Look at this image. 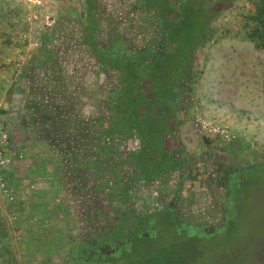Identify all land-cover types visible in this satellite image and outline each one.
I'll list each match as a JSON object with an SVG mask.
<instances>
[{
    "label": "rangeland",
    "instance_id": "374dc122",
    "mask_svg": "<svg viewBox=\"0 0 264 264\" xmlns=\"http://www.w3.org/2000/svg\"><path fill=\"white\" fill-rule=\"evenodd\" d=\"M80 1L59 0L58 15L59 21L64 23L68 20V24H62L60 30L69 33L77 29L79 38L83 36V25L87 24L85 8L81 10L78 6ZM221 1L226 0H194L187 7L188 15L190 11L194 14L183 23L186 31L180 37V44L184 45L174 47L170 41L175 37L171 34L169 48L175 50L166 49L164 61L158 60L160 66L155 70H159L158 79L161 82L155 86L159 92L156 91L154 96L165 100V107L150 109L151 114L147 117L142 116L144 112H139L140 133L126 140H116L122 149L121 161H125L120 175L125 177L126 186L118 189L114 196L110 188L106 189L105 196L102 193L94 194L100 197L96 204L98 209L103 210L100 216L110 211L112 218L101 225L96 217L97 209L94 214H90L88 207L82 208L78 204L76 215L83 218V231L77 229L67 239L73 240L72 244L55 255V259L63 256V261L69 264L71 258L75 257V252L72 254L74 244L82 247L85 242L94 239L92 231L104 232V226H108L110 221L111 226L117 221L126 226L131 225L135 220H142L166 207L175 209L180 217L192 213L201 215L198 219L201 224L208 229L214 227L218 225L217 210L221 209L219 195L228 192L220 190L217 185L218 167L221 165L224 169L238 171L253 161L260 163L262 160L264 48L248 36L250 29L255 26L253 17L259 0H235L223 7L225 9H220ZM98 3L105 9L106 17L114 13L122 15L121 25L114 27V30L111 25L108 28L103 26V34L98 38L100 46L109 44L107 34H119L128 39L132 52L141 55L154 40V32L159 26L154 23V16L146 12V8H142L137 0H98ZM180 19L176 21L177 24ZM205 26L201 40L194 48L196 34ZM164 29L173 30L174 25ZM63 42L58 40L55 45L63 49L66 43ZM190 51L193 53L187 64V52ZM90 53L88 49L84 53L85 57ZM186 71L188 74L183 77ZM104 80L110 89L119 84L116 79L104 77ZM144 85L151 98L149 83ZM162 86H170L172 90H166L163 95ZM162 107L165 111H161ZM141 138L148 151L142 150ZM161 150L171 155L167 167L163 175L149 180L144 177L145 172L152 169L150 176L158 175V168L154 166L161 160ZM174 152L178 154L174 156ZM138 159L141 160L139 168L132 164ZM174 159L184 164L171 168ZM258 175L255 184L259 192L251 191V187L255 189L253 183H249L246 171L241 177L242 181L237 183L234 193L251 195L241 199L238 208H241L242 213L235 217L223 236H213L212 241L199 244L191 238L182 237L180 224H175L176 228L164 215L165 218L152 217L141 226L151 225L149 235L143 238L138 233H132L131 242L123 248L121 256L127 264H228L224 258L232 252L227 253L223 243H230V250H238L242 246L251 247L264 237V189L261 186L263 180ZM151 197L159 205L156 210L145 200ZM14 239L21 243L18 236ZM200 239L209 237L202 236ZM12 241L10 231L7 240L0 239V257L16 259L18 253Z\"/></svg>",
    "mask_w": 264,
    "mask_h": 264
},
{
    "label": "crops",
    "instance_id": "0c3cea01",
    "mask_svg": "<svg viewBox=\"0 0 264 264\" xmlns=\"http://www.w3.org/2000/svg\"><path fill=\"white\" fill-rule=\"evenodd\" d=\"M138 1L146 8L144 0ZM85 2L81 0L78 6L81 10L85 8L87 18L88 0ZM97 4L99 38L103 26L111 25L114 30L121 25L122 15L114 13L106 17L98 0ZM59 8V0H0V118L9 131L13 147L24 155L22 160L15 159L6 173L9 183L19 191L18 202L0 208V239L7 240L10 231L18 256L14 260L0 257V264H66L63 256L57 257L59 259L54 256L72 244L73 240L67 239L77 229L83 231V218L76 215L79 203L71 191L61 154L38 137L36 129L25 120L28 116L26 91L33 64L43 49L55 45L53 35L59 32L54 31L68 24V20L64 23L58 20ZM146 12L154 16L147 8ZM32 16L38 20L29 24L28 18ZM87 26L88 23L83 25L81 38L75 29L69 33L65 30L68 34L60 31L63 36L57 39L66 42L60 55L66 94L74 98L77 113L84 119H91L105 112L108 95L116 91L120 76L113 68L107 74L98 73L93 60L85 57L89 49L83 43ZM107 35L109 42H113L109 43L110 47L118 41L128 42L119 34ZM110 47L107 45L105 49ZM18 62L22 63L20 70L15 69ZM104 77L116 79L119 84L110 89ZM17 236L21 243L14 239ZM78 248V244H74L72 254L76 255Z\"/></svg>",
    "mask_w": 264,
    "mask_h": 264
},
{
    "label": "trees",
    "instance_id": "16d2710c",
    "mask_svg": "<svg viewBox=\"0 0 264 264\" xmlns=\"http://www.w3.org/2000/svg\"><path fill=\"white\" fill-rule=\"evenodd\" d=\"M234 1H221L223 4L221 8ZM144 4L154 14V20L162 25L164 33L169 32L164 27L174 25L171 34L175 38L170 41V34L167 38L174 47H182L181 45L184 44H180V37H183L186 31L183 23L194 14L192 11L190 15L186 12L190 4L178 5L173 0H144ZM97 10V0H88V26L85 28L83 43L91 50L88 57L94 60V67L97 68L98 73L107 74L113 68L120 76V84L116 91L108 95L105 112L91 119H84L77 113L74 98L66 94L64 88L63 67L60 61V55L64 50L52 45L48 47L50 49L41 51L33 64L34 68L31 69L29 86L26 91L28 116L25 120L36 129L38 137L43 138L49 146L61 154L71 191L80 206L88 207V210H91L90 214H94L97 209L96 215L100 217L103 210L96 207L100 197L97 198L94 194L102 193L105 196L106 189L110 188L114 196L118 189L126 186L125 177L120 175L125 161L123 163L121 161L122 149L116 140H126L140 133L139 112H144L142 116L147 117L151 114L150 109L156 107L159 110L161 106L165 107L166 102L154 96L156 91L159 92L155 86L161 82L158 79L159 70L158 72L155 70L160 66L158 60L164 61L163 57L152 53V49H148L144 55H136L129 49L126 41L115 42L112 49L101 48L98 41L100 23L96 19ZM255 12L253 17L255 26L250 29L248 36L257 42L259 47L264 48V0L258 1ZM171 14L174 16L171 17ZM179 18L181 19L177 24ZM205 28L206 26L196 34L194 48L199 44L202 30ZM60 31V28L54 31V33L59 32L58 35H53L56 41H58L57 37H61ZM187 53L186 62H189L191 55L190 52ZM186 69L188 71L187 64ZM187 71L183 76L187 75ZM146 82L149 83L152 91L151 98L146 93L144 85ZM166 90H172V87L163 88L162 86L163 95ZM163 107L161 111H165ZM140 108H142L141 111H139ZM105 113H108V116ZM145 144L142 139V150L148 151ZM161 154L159 164L154 166L158 168L156 172L158 175L151 174L150 176L152 169H149L145 172V178L150 180L163 175L171 155L163 150ZM177 154V152L173 153L174 156ZM127 163L130 162L127 161ZM132 164L139 168L141 160L138 159ZM173 164L171 168H178L184 163L174 159ZM173 214H175L174 211L170 213V215ZM176 222L177 220L174 219V225ZM142 225L144 223L137 224L138 227L148 232L147 229L151 225L141 227Z\"/></svg>",
    "mask_w": 264,
    "mask_h": 264
},
{
    "label": "flooded vegetation",
    "instance_id": "af4514ba",
    "mask_svg": "<svg viewBox=\"0 0 264 264\" xmlns=\"http://www.w3.org/2000/svg\"><path fill=\"white\" fill-rule=\"evenodd\" d=\"M175 3L189 5L194 2V0H173ZM221 3V2H220ZM223 4H220V8ZM173 20V18H171ZM158 24V23H156ZM158 28L154 32V40H152L149 45L145 48V51L141 55H144L147 50H153L152 53L158 55L159 57L166 56V49L174 51L175 49L169 48V34L171 35L172 30L169 29L168 33H164L162 31V25L158 24ZM156 27V26H155ZM113 43V42H109ZM111 44H108L110 47ZM107 45L102 46V48H106ZM112 49V47L107 48L105 50ZM151 52V51H150ZM193 51H190V55ZM189 62H187L188 64ZM188 74V73H187ZM184 77V76H183ZM136 135V134H135ZM262 160L260 163L251 162L245 169H240L238 171L232 169H224L221 165L218 167L217 171V185L220 190L225 189L228 191L226 194L219 195V203L221 209L217 210V221L218 225L207 228L204 224L199 222V218L201 215H194V213L190 215H183L180 217L175 209L172 207H166L160 212L152 213L149 217H146L142 220H135L131 223V225H125L123 222H116L115 225L104 226V232H99L100 230L92 231V235L94 239L88 240L83 244L82 247L76 250L75 257L71 258L69 264H127L126 260L121 256L122 250L131 242L132 233H138L140 236L147 237L149 232H146L145 229L137 226L139 223H143L148 218H159V217H167L166 220L173 222L174 219L177 220L176 224H180V229L182 233V237L187 239L191 238L195 242L198 241L199 244H206L212 241L213 236H223L226 232H228L231 223L235 220V217L238 214L242 213L241 208H238L239 202L243 198H247L251 194L243 195L234 193L237 188V183L242 181L241 177L244 172L248 173L249 183H253L254 189L251 187V191L259 192L258 187L255 184L257 180L256 174L258 173L263 182L261 183L262 189H264V151L262 153ZM258 175V176H259ZM256 176V177H255ZM245 179V178H244ZM247 180V181H248ZM258 181V180H257ZM258 190V191H256ZM242 205V204H241ZM263 205H264V193H263ZM175 212V214L170 215L171 212ZM107 212V211H106ZM164 215V216H163ZM170 216V217H169ZM97 220L100 221V224H105V221H108V218H112L109 213L101 214L100 217L96 216ZM164 217V218H165ZM115 221V219H113ZM174 227L178 228L176 225ZM150 228L147 230L149 231ZM202 236L209 237V239H200ZM216 244V243H214ZM230 243H223L222 246L226 248L227 253L232 254L227 255L224 258V261H227L228 264H264V237L261 242H254L253 246L249 247L242 246L238 250H230ZM222 263V262H221Z\"/></svg>",
    "mask_w": 264,
    "mask_h": 264
},
{
    "label": "built area",
    "instance_id": "2783aa9c",
    "mask_svg": "<svg viewBox=\"0 0 264 264\" xmlns=\"http://www.w3.org/2000/svg\"><path fill=\"white\" fill-rule=\"evenodd\" d=\"M37 20L38 18L36 16H32L28 18V23L32 24ZM25 38L27 37L25 36ZM21 66L22 63L18 62L15 65V69L20 70ZM23 158L24 155L21 151L13 147L9 131L6 129L3 120L0 118V208L2 209H4L6 205H14L18 202L19 191L9 183L6 178V173L9 171L15 159L22 160ZM145 200H147V203L150 202L151 207H153L152 209L156 210L158 208L159 205L152 197ZM142 207H144V205Z\"/></svg>",
    "mask_w": 264,
    "mask_h": 264
}]
</instances>
